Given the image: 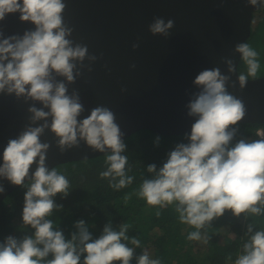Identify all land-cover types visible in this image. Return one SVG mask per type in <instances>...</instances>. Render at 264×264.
Segmentation results:
<instances>
[{"label":"clouds","instance_id":"obj_1","mask_svg":"<svg viewBox=\"0 0 264 264\" xmlns=\"http://www.w3.org/2000/svg\"><path fill=\"white\" fill-rule=\"evenodd\" d=\"M247 4L264 7V0H247ZM66 7L64 0H0V21L19 13L21 22L34 25L22 35L5 37L0 30V94L32 102L27 109L29 123L4 147L0 178L27 188L22 222L33 230L22 239L9 235L0 242V264H130L134 255V248L125 243L129 241L127 224L119 231L106 224L102 234L93 238L81 219L75 224L77 231L66 239L49 219L55 209L63 207L53 198L57 194L67 197L70 182L46 165L50 144L41 141L46 130L55 135L61 152L78 146L80 140L94 151L107 152L106 170L99 175L112 189L120 190L134 180L128 175V156L122 154L127 146L115 113L97 106L81 119L85 108L80 94L78 90L69 93L68 85L81 75L78 64L83 66L85 59L95 60L96 56H89L87 45L70 38L74 29L65 23ZM174 23L154 17L148 30L153 36L167 38ZM137 47L139 44H133ZM234 52L247 66L246 74L237 76L240 89H244L260 68L258 53L246 42L237 43ZM223 62L229 74L215 67L196 75L193 85L199 90L186 105L187 114L195 118L187 142L178 143L159 169L149 164L147 171L154 175L143 179L136 193L149 206L174 205L180 222L196 229L187 238L203 239L204 243L208 237H202L200 230L226 210L235 217L244 214L246 220L264 215V138H241L233 143L235 126L244 119L246 107L228 91L230 82L236 87L230 75L237 73L234 60L225 57ZM34 164L35 171L30 173ZM4 191L0 185V193ZM246 235L235 264H264V229L257 230L253 220ZM130 243L141 246L135 237ZM49 256L51 259L45 260ZM137 259L138 264H161L150 259L146 250Z\"/></svg>","mask_w":264,"mask_h":264},{"label":"water","instance_id":"obj_2","mask_svg":"<svg viewBox=\"0 0 264 264\" xmlns=\"http://www.w3.org/2000/svg\"><path fill=\"white\" fill-rule=\"evenodd\" d=\"M65 23L74 29L70 37L87 45L89 56L81 75L68 85L69 93L78 90L85 111L81 119L97 106H106L116 115L125 141L140 130L158 135H185L195 118L186 105L197 92L196 75L204 69L219 67L229 74L223 58L233 59L237 73L230 74L236 87L228 91L241 99L246 115L239 123L264 125V76L249 78L240 89L237 76L242 61L235 45L248 41L253 33L255 15L263 8L247 0H64ZM22 3V0H21ZM154 17L173 20L171 34L153 36L148 26ZM34 28L19 20V13L0 21L5 37ZM133 44L139 47L133 48ZM135 65V67H132ZM32 102L14 95L0 94V164L4 147L29 123L27 109ZM37 107L41 105L37 102ZM57 138L49 130L41 137L50 144L46 165L84 161L107 155L80 140L61 152ZM110 151V150H109ZM34 164L30 173L35 171ZM26 182H28L26 180ZM5 191L0 203L21 186L0 178Z\"/></svg>","mask_w":264,"mask_h":264},{"label":"trees","instance_id":"obj_3","mask_svg":"<svg viewBox=\"0 0 264 264\" xmlns=\"http://www.w3.org/2000/svg\"><path fill=\"white\" fill-rule=\"evenodd\" d=\"M255 20L253 33L247 43L258 53L261 70L264 69V12L257 13ZM239 72H247L243 61L240 62ZM235 127L237 132L233 143L241 138L249 141L260 139L257 130L264 125L238 123ZM157 137L160 138L158 145ZM182 142H187L186 134L158 135L147 129L128 137L124 141L126 151L122 154L128 156V175L133 176L134 180L132 184L120 190L112 189L109 181L101 179L99 175L101 171L106 170V155L55 167L68 178L70 188L67 197L57 194L53 198L57 205L63 207L55 209L49 219L53 220L55 228L63 231L66 239H70L71 234L77 231L75 224L81 219L86 222L93 238L102 234L106 224L111 223L117 231L122 224L129 225L126 233L129 241L125 243L134 248L130 264H138L137 258L145 250L150 259H158L161 264H235L247 240L248 223L254 220L257 230L264 229V215L246 220L244 214L235 217L230 210H226L222 217L215 218L209 226L200 230L202 237H208V242L204 243L203 239L195 241L187 238L189 233L196 229L180 222L174 205L164 208L149 206L136 194L143 179H150L154 175L148 173L147 166L154 163L157 169L162 167L168 153ZM26 190V187L21 186L0 203V242L9 235L22 239L25 235L33 233V230L22 222ZM157 211L160 212L159 216L156 215ZM228 231L237 237L222 243L221 238L224 233L228 234ZM133 237L141 241L140 247L130 243ZM200 243L204 250L201 253L196 250ZM47 259H51V256L45 258Z\"/></svg>","mask_w":264,"mask_h":264},{"label":"rangeland","instance_id":"obj_4","mask_svg":"<svg viewBox=\"0 0 264 264\" xmlns=\"http://www.w3.org/2000/svg\"><path fill=\"white\" fill-rule=\"evenodd\" d=\"M264 8V7H263ZM263 8L260 10L261 12H264L263 11ZM259 11V12H260ZM258 12V13H259ZM257 20V19H256ZM256 20H255V22H254V24L256 23ZM262 76H264V69H261V70H259V73H258V75L256 76V77H262ZM256 77H249V78H256ZM235 237H237V235H235V234H233L232 232H230V231H228V234H223V236H222V238H221V242L222 243H226L229 239H235ZM196 250L198 251V252H204V250L202 249V247H201V243L196 247ZM197 252V253H198ZM199 254V253H198Z\"/></svg>","mask_w":264,"mask_h":264},{"label":"built area","instance_id":"obj_5","mask_svg":"<svg viewBox=\"0 0 264 264\" xmlns=\"http://www.w3.org/2000/svg\"><path fill=\"white\" fill-rule=\"evenodd\" d=\"M257 135H258L259 138H264V127L259 128L257 130Z\"/></svg>","mask_w":264,"mask_h":264}]
</instances>
